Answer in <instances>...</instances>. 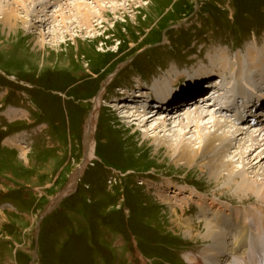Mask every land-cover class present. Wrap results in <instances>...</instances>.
Returning a JSON list of instances; mask_svg holds the SVG:
<instances>
[{
  "label": "rangeland",
  "instance_id": "1",
  "mask_svg": "<svg viewBox=\"0 0 264 264\" xmlns=\"http://www.w3.org/2000/svg\"><path fill=\"white\" fill-rule=\"evenodd\" d=\"M54 1L50 10L65 3ZM116 1L119 9L108 7L96 30L75 29L77 36L65 35L64 41L50 33L43 42L41 30L50 31V20L41 27L27 18L10 29L0 13V264H206L212 231L237 232L233 224L225 226L227 207L264 210L254 192L236 190V184L224 190L228 182L211 175L203 165L208 160L188 165L168 148L186 142L197 149L199 137L215 131L210 125L204 133L191 126L167 131V138L160 131L145 136L149 124L128 122L114 107L145 98L142 105L155 100L162 103L159 112H171L170 103L177 100L180 107L179 99L197 89L198 83L187 88L190 79L200 70L211 72L213 58L218 64L235 62L237 54L247 59L250 49L264 52V0ZM176 75L182 76L172 86L176 95L163 105L152 87ZM224 80L215 87L220 92ZM204 86L197 95L206 94ZM143 91L148 97L138 94ZM102 94L93 131L97 155L78 175L86 124ZM147 112L154 116L155 110ZM257 116L262 123L251 133L264 128L263 114ZM239 122L244 131L252 124ZM225 124L240 151L235 128ZM252 158L243 161L233 149L226 157L242 168L247 184L264 190V161L256 165ZM210 223L219 226L209 230Z\"/></svg>",
  "mask_w": 264,
  "mask_h": 264
},
{
  "label": "bare ground",
  "instance_id": "2",
  "mask_svg": "<svg viewBox=\"0 0 264 264\" xmlns=\"http://www.w3.org/2000/svg\"><path fill=\"white\" fill-rule=\"evenodd\" d=\"M49 1L51 2V0H13L12 4L5 6L2 4L3 0H0V13L3 15L2 20L5 21V25L9 26L10 29H14L19 21H24L25 23L31 21V24L29 25L32 26L38 24L37 26L42 27L43 23L50 20V31L44 32L41 30L43 42L47 41L46 37L48 36H46V34H49L50 36V33L54 34V38L60 37L64 41L65 35L73 36L75 34L73 33L75 29H77V31L86 30L89 33H92L96 30L95 26L102 23L104 11L106 12L108 7L111 8V10L117 11L120 7L119 5L122 4L116 0L103 2H101V0H65L63 1L65 3H63L62 6H59L55 10H50L48 7V4L50 3ZM59 2H61V0H55L52 3L53 5H59ZM34 11H36V13L33 14ZM22 14L24 16H22ZM65 17L68 19L64 20ZM27 18H30V21H28ZM75 36L77 35L75 34ZM228 55L229 52L224 53L226 58ZM214 59L215 58H213L209 64V66L212 67L211 72L204 73L203 70H200V72L196 73L193 78L190 79V83L187 87L188 89L191 85L198 83V87L201 88L202 85L205 84L204 87L206 88L204 89L207 90L205 91L206 94L203 96L195 95L196 99H194L192 104L189 102V99H186L187 101H184L185 99L180 100V102L183 103L182 105L188 107L184 108V110L186 109L187 111H182L183 107H181V105L172 112L162 111L159 113L154 112V116L153 114L147 115V110H149V108L142 105L145 98L140 100L139 104H136L138 102H134L131 99L123 100L120 102L121 105H114V107H117L115 110L120 111V114L122 113L123 115L122 117L129 118L130 120L128 122L132 123L136 121L139 127L149 124L145 136L160 131L161 133L163 132V136L166 137L167 131H174L177 133L179 130L184 131V128L189 129L191 126H195L196 130L199 132L203 130L204 133V128H207V126L210 125L209 127L214 128L215 131L206 132V134L200 136L199 139L204 137L201 141V143H203L197 149L193 148L189 143L186 144V142H178L179 145H177V148H174V145L173 147L168 148H170L171 151H175L178 161L187 163L188 165H193L200 159L208 160V163H204L203 165L209 167L211 175L214 176L217 181L224 179L228 182V185L223 188L224 190H230L231 186L236 184V190H241L244 193H250V191H252L257 198L264 200L263 188L260 189L257 184L258 188L254 184V186L247 184L242 168L240 169L234 165V162L226 159L230 150L233 149L235 156L239 155V159H242L243 161L251 155H254L252 161L256 162V165L261 164V162L264 161V128H257L253 130L252 133L249 130V128L262 123L261 118L260 120H257L259 119L257 116L258 112L252 116H250L249 113L254 112L255 109L257 111V109L260 108L262 109L261 114L264 116V106L261 108V105H263L261 103L264 102V52L259 54L255 49H250L248 51L247 59H244L241 55L237 54L235 62H227L228 60H223L217 64ZM218 71L220 72L218 76H210L212 73ZM176 77L177 78L175 79L172 77H169L170 79L163 77L162 80L155 81V84L152 87L155 96L160 99V101H163V105L167 104V102L176 95L172 86L176 85V81L182 76L176 75ZM223 80L225 81V90L220 92L215 87L221 86L220 88H222ZM210 85L213 87L208 89L207 87ZM138 94L142 97H146V95L149 94V91H143ZM258 94L260 95V98L256 100ZM206 95L208 96L207 98H205ZM102 96L103 94L99 96L98 100H96V103L98 104L96 105V110L93 111V114H90L88 123L86 124L87 135H85V139L87 143L86 153L88 160L97 155L94 146L95 144L93 142V131L97 121L99 99ZM238 96L242 97V105L235 102ZM164 100H166V102H164ZM209 101H212V104H209ZM199 102L207 104L208 108L206 107L205 109H202L197 105ZM176 104H179V102ZM193 105H197L196 108H194L195 110L188 112ZM138 106L144 110L137 108ZM249 108L252 109L248 111ZM223 112H225V116H230L227 120L232 123L230 126L235 128L232 132V135H235V140L240 138V145L237 147L241 150L238 152L234 149L236 146H233L231 132L229 136L225 134L229 131L225 124L227 120L224 119ZM171 113L177 114V118L174 116H168V114L170 115ZM155 116L159 117L157 118ZM181 118H183L182 121H180ZM219 118L223 120H220ZM239 119L243 121V125L244 123L246 126L247 123L249 125L250 121H252V124L251 126L249 125L247 128H244L246 129V131H244L243 128H239ZM155 120L158 124L154 123ZM177 123L178 126H174ZM171 124L173 125L171 126ZM243 135L245 136L241 137ZM250 137L251 139H249ZM247 165L249 164L247 163ZM252 165L251 167L254 168ZM224 169L228 171V175L224 174ZM250 210V208L246 207L231 208L229 206L226 208V216L223 219L224 222L227 223L225 226L233 224L234 228L230 229H234L235 232L237 231L236 234L232 236H230V232H226V230L215 228L219 226V223H216L215 225L211 223L206 225L209 226L207 227L209 230H211V225L215 228L211 235V238L214 237V245L213 247L211 245L207 249V256L209 257L210 262H206V264H216L212 261H217V264H264V256L262 254L264 252V216L261 215L264 214V210H259V212H251ZM227 217L229 218L228 220ZM249 217H252L253 220L249 221ZM218 222H221V220L219 219ZM250 230H252L254 234L253 236L249 235ZM225 248L227 250L226 255H224ZM200 263L202 264L203 262L200 260L197 261V264Z\"/></svg>",
  "mask_w": 264,
  "mask_h": 264
},
{
  "label": "water",
  "instance_id": "3",
  "mask_svg": "<svg viewBox=\"0 0 264 264\" xmlns=\"http://www.w3.org/2000/svg\"><path fill=\"white\" fill-rule=\"evenodd\" d=\"M86 150H87V143H86V139L84 138V152H85V153H84L83 161H82V163H81V167H79V168L77 169V173H78V175H81L82 168H84L85 164L88 163V158H87ZM61 192H62V191H61ZM61 192L59 193V195H58L57 198H56V203L59 202V201L62 199V197H63ZM53 207H54V205L51 206V208L49 209V211L52 210ZM49 211H48V212H49Z\"/></svg>",
  "mask_w": 264,
  "mask_h": 264
}]
</instances>
